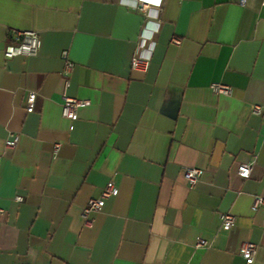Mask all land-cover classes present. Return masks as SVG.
<instances>
[{"label":"crops","instance_id":"0c3cea01","mask_svg":"<svg viewBox=\"0 0 264 264\" xmlns=\"http://www.w3.org/2000/svg\"><path fill=\"white\" fill-rule=\"evenodd\" d=\"M134 2L0 0V264H247L244 242L264 264L263 0H164L147 17ZM14 30L39 33L37 56H4ZM143 34L151 61L133 70ZM65 96L87 102L76 121ZM185 167L205 170L192 189Z\"/></svg>","mask_w":264,"mask_h":264},{"label":"built area","instance_id":"2783aa9c","mask_svg":"<svg viewBox=\"0 0 264 264\" xmlns=\"http://www.w3.org/2000/svg\"><path fill=\"white\" fill-rule=\"evenodd\" d=\"M164 0H135V2L131 5L132 9L144 14L146 17L148 13L152 10L159 11L162 8ZM247 3V0H241V5L244 7ZM264 6V0L262 2ZM11 40L5 47L4 56L7 59H12L19 56L24 57H35L38 55L41 49V39L39 33L36 31H17L14 30L11 33ZM149 43V48L153 47V43ZM144 34L141 36V44L139 45V49L135 53L132 59V69L133 70H146L151 61V50L145 53L144 44L148 41ZM173 42L176 45H180L181 41L179 39H174ZM150 48V49H151ZM63 58L65 60V70L64 76L67 77L70 75L74 64L68 60V54L64 53ZM211 89L214 93L218 95L230 96L233 93L232 87L216 83L211 85ZM36 100L35 93H31L27 99V111L33 112L34 104ZM87 105L86 101H82L77 98L72 97H64V103L62 106V115L64 118L70 121H76L78 119V112L81 108ZM254 112L257 115L263 114V109L261 107L256 106L254 108ZM19 141V137H14L13 140L7 141L6 145L8 148H15ZM61 145L57 144L54 148V154L57 155ZM1 163V159H0ZM254 163H245L240 164L237 169V173L239 177L244 180H248L251 178L252 170ZM205 173L204 169L195 168V167H185L183 168V177L187 182L190 189L194 188L202 179ZM118 195V187L115 181L112 179L105 189L102 191L101 195L98 198L91 199L87 206L82 211V218L87 227H90L92 224V220L90 219V215L92 213L99 212L105 205L106 201L116 197ZM17 201L21 202L22 198L17 197ZM264 208V197L257 196L254 198L253 202V210H259ZM221 229L225 232L230 231L236 224V217L231 214H221ZM208 247V243L205 240H199L195 248L196 249H205ZM257 253V245L251 242H244L241 245L240 254L246 260L247 264H253L255 260V255Z\"/></svg>","mask_w":264,"mask_h":264}]
</instances>
